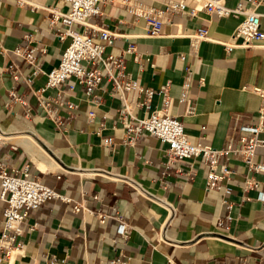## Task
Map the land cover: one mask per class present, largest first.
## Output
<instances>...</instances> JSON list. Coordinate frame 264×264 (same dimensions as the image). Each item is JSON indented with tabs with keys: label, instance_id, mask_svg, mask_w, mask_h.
<instances>
[{
	"label": "crops",
	"instance_id": "obj_1",
	"mask_svg": "<svg viewBox=\"0 0 264 264\" xmlns=\"http://www.w3.org/2000/svg\"><path fill=\"white\" fill-rule=\"evenodd\" d=\"M239 1L226 4L235 7ZM49 8L66 11L69 5L66 0H0V160L15 166L32 162L42 182L71 201L54 199L33 210L25 221L22 253L9 263L47 264V256H56L58 264H109L124 254L132 257L130 264H165L168 258L176 264H264V202L258 199L264 174H255L260 185L248 190L247 167L232 158L233 172L222 180L230 192L208 190L201 158L167 167L168 144L157 137L124 143L125 131L115 124L118 96L94 103L78 86L73 95H63L60 126L45 116L35 93L26 96L28 108L14 98L13 92L29 90L22 76L34 70L16 52L26 36L32 35V45L45 46L47 52L37 54L45 72L59 63L69 43L50 25ZM258 11L264 30V0ZM243 18H216L203 10L177 16L161 35H152L145 18L129 13L122 0H110L100 22L118 35L105 56L124 55L126 70L145 86L169 82L170 111L183 120L190 138L223 147L228 136L237 139L245 133L241 126L258 118L262 102L253 86L264 87V40L230 51L221 43L232 38ZM200 27H207L215 41L200 40L193 51L189 35ZM187 68L193 70V112L179 100ZM46 80L40 73L32 85L44 87ZM161 100L155 96L154 104ZM136 112L144 114L140 108ZM108 135L114 137L113 151L104 143ZM261 158L262 153L255 157ZM5 206L0 200V223Z\"/></svg>",
	"mask_w": 264,
	"mask_h": 264
},
{
	"label": "built area",
	"instance_id": "obj_2",
	"mask_svg": "<svg viewBox=\"0 0 264 264\" xmlns=\"http://www.w3.org/2000/svg\"><path fill=\"white\" fill-rule=\"evenodd\" d=\"M69 9L59 11L49 8L50 25L54 28L60 40H69L63 50L59 63L45 72L38 52L46 53L45 46L32 45V35H27L24 42L18 46L16 52L34 66L32 74L22 76L29 90L24 94L13 92L16 100L21 101L27 108V95L36 94L38 105L45 116L57 126L62 125L61 109L63 95H73L78 88L85 91L91 102L99 103L104 96L119 97L121 107L118 109L115 124H121L125 131L124 143L134 144L146 135L157 137L162 143L168 144L166 149V165L174 167L177 163H186L191 158H201V163L207 167V188L230 192V187L222 180L229 177L233 170L229 166L232 158L240 159L247 167L245 188L248 190L259 187L260 182L255 174H264V87L253 86L262 99L259 116L256 120H249L241 126L245 132L237 139L234 134L227 137L223 147H215L202 140L193 141L186 131L185 124L177 115L170 111L172 97L170 83L160 88L145 86L141 80L126 70L124 55L105 56L108 45L113 42L117 32L110 30L100 22L103 14V5L110 0H66ZM202 4L191 6L188 0H122L127 11L136 17H143L147 22L150 34L161 35L165 23L172 22L177 16L185 14L197 15L200 11L223 18L228 16L244 15L230 40L221 41L227 50L234 47H248L259 40H264L262 29V14L258 6L262 0H240L235 7H229L226 0H198ZM159 3V4H156ZM192 50L195 51L198 43L203 39L214 40L208 35L207 27H200L190 34ZM218 41V40H216ZM130 45L128 51L133 50ZM180 58L184 60L185 54ZM45 73L47 76L44 87L35 88V76ZM18 77V76H17ZM19 78V77H18ZM55 89V95L46 94V91ZM155 96H161V105L154 104ZM181 102L186 103L187 111H195V97L193 95V70L187 68L181 93ZM73 106V103L70 102ZM136 108L144 114L136 112ZM92 114V113H91ZM105 129L103 126L102 130ZM104 143L109 150H114V137H104ZM263 158L256 160L257 154ZM219 166L223 171L219 172ZM179 171L188 175L195 173L194 168L179 167ZM164 187L169 181L164 180ZM61 199L71 201V198L52 186L42 182L34 172V164L30 161L21 166H15L9 160H0V200L5 202L4 219L0 223V264H10V260L22 253L25 232V221L29 214L44 203ZM258 199L264 202V191H260ZM169 207H173L169 204ZM229 215L227 219H231ZM221 225H226L224 221ZM128 232V231H127ZM47 264H58L56 256H47ZM132 257L120 255L109 264H130ZM165 264H176L168 258ZM217 264V263H205ZM242 264H248L244 260Z\"/></svg>",
	"mask_w": 264,
	"mask_h": 264
}]
</instances>
